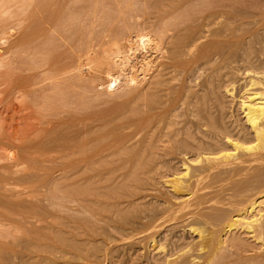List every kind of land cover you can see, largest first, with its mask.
Segmentation results:
<instances>
[{
    "label": "bare ground",
    "instance_id": "obj_1",
    "mask_svg": "<svg viewBox=\"0 0 264 264\" xmlns=\"http://www.w3.org/2000/svg\"><path fill=\"white\" fill-rule=\"evenodd\" d=\"M231 2L230 0H0V68L6 69L4 72L2 71L1 75L10 72L9 68L13 66L14 59L21 60L19 55L14 59L7 56L8 52L12 49L15 50L14 48H18V54L21 51L23 55L25 52L30 54L32 51L36 56L37 53L34 52L40 46L52 45L55 48L51 47V49L60 50L56 55H53L55 54L54 51L48 50V47L47 53L44 50H42L43 52L40 51L43 54L45 53V58L48 57L44 62L40 61L44 65L40 64V67L42 66L40 68L39 63L37 65L34 63L36 67H39V70L36 67L33 69L37 73L42 68L50 72V76H48L49 73H46L48 78L46 81L49 80L48 84L44 85L40 78L44 87L39 90V93H41V89L49 88L52 92L46 90L48 97L47 93L43 99L42 96L38 97L39 93L36 88H39L40 83L36 82L39 78L35 74V78L29 74L31 78L29 76V80L28 78L27 80L31 81V79L37 78L35 82L39 84L38 86L34 81L26 83L29 85L25 86V81L23 80V85L19 82L21 81L19 78V81L17 79L10 81L8 83L9 88L1 91L5 98L9 96L14 98L17 101L16 105L19 103L20 107L22 102L18 100H24L23 95L30 96V99L35 95V100L33 99L35 105L38 103L44 105L43 103L47 99L44 106L49 108V118L41 122V125L45 124L44 128L41 127L37 130L38 135L40 134L38 137L40 140L38 138L35 140L24 138L15 147L20 149L24 160L18 159L17 161L18 155L16 153V156L9 153L5 158L12 161V158L17 157L14 163L12 162V168L18 165L19 160L21 162L26 160L29 164L27 162L23 164L28 167V169L25 168L26 171L24 170L28 177L35 173L34 171H43L42 167H44L47 158L45 154L51 149L52 151L56 149L57 154L61 155L60 158L69 159L68 163H71L70 165L67 160L64 162L69 165L70 169L68 171L64 170L68 174L66 177L67 183L64 187L65 192L55 193L58 190L54 191L55 194L52 192L54 196L51 194L50 200L51 205L54 204L62 211L65 209L66 213L68 212L66 215L70 224L68 226L77 231L81 229V235L84 234L85 230L87 231L88 228L86 229V227H89L91 223L94 224L100 219L102 222L105 218L102 213L104 214L106 210L104 212L102 210L101 199L106 196L100 192L101 185L104 186L103 182L106 183L105 178L103 179V171H105L106 176L107 170L106 166L103 167V159L115 158L124 154L131 157L127 160L133 157H140L139 160L146 157V159L150 158L151 160L154 158V161L157 162L155 159L162 160L165 155L179 152L181 154L208 155L205 160L212 161L217 159L214 153L223 156V152L230 149L235 150L240 142L249 140L256 142L258 147V157H255V160L257 158L256 162L259 165H264V154L262 155L264 153V68L261 67H264V64L261 63L263 65L260 64L259 68L249 66L250 64L253 66L255 63L249 64L252 59L249 57L253 55L250 52V46H247L246 49L242 45L243 49L238 50V52L232 51V44H234L233 47L236 46V43L232 42L233 34L242 29L243 25L239 24L242 18L238 17L239 20L236 15H232L233 10L230 12L229 8L234 5L231 6ZM181 9L185 11L182 10V13L179 11ZM177 12L181 13L176 15ZM236 23L239 25L236 26ZM237 35L240 34L237 33ZM1 45H5V47L2 49ZM15 53L12 51L11 54ZM24 56L29 57L28 54ZM49 56L54 57L50 58ZM26 58L24 59L27 61ZM258 58L256 59L258 60ZM234 59L239 60L244 66L243 69L241 68L243 70L242 74L241 70L239 74L237 73L239 76L234 73L235 69L236 72L237 69H240L236 65L234 66ZM21 62L23 63L22 60ZM30 62L27 63L30 64ZM18 64L20 63L18 62ZM26 66L28 65L26 64ZM232 66L236 68L233 69ZM19 67L17 68L19 69ZM29 67L27 68L29 69ZM33 70L31 71L33 72ZM232 71L234 72L232 73ZM230 73L244 79L242 81L244 87L237 103L242 116V129H240V126H238L239 128L234 127L233 124L234 132L237 134L235 139L233 138L234 134L232 135L226 125L228 122L225 123L222 115L217 114L221 104V101L218 100V98H221L219 96L223 95L230 98L234 96V88L231 84L233 81L228 83L231 78ZM225 80H229L227 84L224 83ZM43 81L45 82V80ZM46 91H43V93ZM39 98L40 100L37 101ZM220 109H222V104ZM3 113L0 112V125L8 120ZM184 116L185 119L181 120ZM230 128L232 129V127ZM0 139L5 140L3 137H0ZM11 143H4L2 147L5 144L8 147L10 145V147L14 146ZM36 152L39 155L42 154L39 156L41 160L42 157L44 160L41 161L42 166L37 160H34L39 159ZM34 153L37 156L34 155L35 158L33 159ZM19 156L21 157V155ZM127 160H124V162L122 160L123 163L121 162L119 165L127 164ZM15 161L18 163H15ZM148 161L145 162L143 159L138 163L144 173L143 176L150 171H159V168L161 170V167H158V170L156 169L155 162ZM159 162L161 161H158L157 164ZM23 164L19 166L24 167ZM160 165L158 164V166ZM185 165L182 166L186 167ZM62 166L60 169H64L65 165L62 164ZM161 166L164 167L163 164ZM66 168L68 169V166ZM109 169L115 171L116 168L114 169L111 166ZM15 170H17V167ZM24 171L23 176H20L21 173L18 175L20 178L26 176H24L26 174ZM263 171H260L261 174L258 172V179L264 174ZM136 174L139 175V173L133 172L134 178L132 176V181L129 180L130 178L128 179V183H131L132 188L133 180L138 184L137 177L141 183L139 176H136ZM12 177L14 178L13 175H11ZM48 178L49 176H46L43 182L40 181L38 188L32 185L33 188L43 189L52 179ZM25 179H27V176ZM20 180H14V182L18 183ZM167 183L171 185L176 193L185 188L178 174H172ZM120 185L122 184L120 183ZM109 186L106 188H110ZM247 186L249 185L247 184ZM118 188L116 189L118 190L117 193L113 190L114 194L123 193L125 197V190L122 187ZM130 188L126 191L129 198H133L132 192H134V189L130 192ZM134 188H136V185H134ZM120 190L124 191L121 193ZM129 193L130 195L132 193V196ZM114 194L113 198H111L112 194L108 192L106 194L107 199L109 196V199L111 198L109 203L111 206L113 204L111 201L115 198ZM118 202L116 201V207ZM111 206L109 208H112ZM262 206L264 207V194L254 197L249 202L236 201L232 205L233 211H236L235 214L232 216L227 215V217L226 214L223 215L224 217L220 215L219 217L222 216L223 220L216 218L218 214L215 217L213 215L207 216L206 221L204 220L205 224L208 222L207 227L203 225L201 227L187 226L184 233L189 234L191 242L186 241L185 243V241H181L182 238L180 240L182 244L179 241L180 245L174 246L176 248L172 247L175 250L172 251V254L170 251L167 252L169 248L166 251V247L164 246L165 249L162 247V243H155L157 257L153 254V264H226L225 261L230 260L228 255L231 253L234 256V249H241L240 252L237 249L241 253L242 249L246 247V245L243 247V243L246 244L243 240L246 239H240L243 235L240 237L234 235L230 238V233L236 230L237 227L239 230H236V234L243 227L242 230H246L244 232L249 234H247L248 241L252 234L250 240L254 238L253 240L259 242L262 246L260 249H262L264 246L262 245L264 243L261 244V239L264 236V220L261 219L263 217L261 213L264 211V209H261ZM52 207L54 206L52 205ZM219 207L217 206L215 210ZM223 207L219 209L223 211ZM62 211L59 210L58 212L61 213ZM168 211H170L168 213H171V210ZM192 211L193 215H199L195 210ZM194 212L196 213L194 214ZM106 214L109 215L110 213ZM175 217L173 216V218ZM110 219L112 218L108 217V220ZM113 221L110 220L111 223H109L112 225ZM89 223L90 225H88ZM124 224L126 225L125 222ZM94 225L96 226V223ZM89 230L85 234L93 232ZM85 234L84 236H86ZM103 236L105 235L103 234ZM58 240L61 243L66 241L62 240L61 237ZM175 242L173 244H176ZM227 244H229V247L232 246L234 251L228 254L227 250H232V247L227 248V252L224 250V253H227L226 256L221 255L223 249H225L224 247H228ZM172 248L170 250H173ZM250 250H252V247ZM262 250L263 255L254 253L256 255L254 264H264V249ZM94 252L97 254L98 251L94 250ZM258 253H261V251ZM230 257L232 258V256ZM242 258L243 255L238 259L242 261ZM246 258L244 262L247 260ZM251 258H253V254ZM251 258L249 261L252 260ZM230 261L227 263L231 264ZM252 261L248 263L253 264Z\"/></svg>",
    "mask_w": 264,
    "mask_h": 264
},
{
    "label": "rangeland",
    "instance_id": "obj_2",
    "mask_svg": "<svg viewBox=\"0 0 264 264\" xmlns=\"http://www.w3.org/2000/svg\"><path fill=\"white\" fill-rule=\"evenodd\" d=\"M230 1H232L231 6L234 4L232 7L229 8L230 12L233 10L232 15L233 14L236 15L237 18L239 17L240 19L242 18V21L240 23L238 21V23L243 25L242 29L235 32L236 35H237V33L240 34V35H237V38H236V35L233 34L234 38L232 39V42L236 43V46L233 47L234 44H232V51L238 52V50L243 49V47L247 49V46H250V48L252 50V51L250 50V52L253 53V55H250V57H249V58H252L251 61L249 60L250 61L249 64L250 63L253 64L254 62L255 63L253 64V66L251 64L250 65L248 64V65L253 67V68H259V65L261 63L264 64V60H262V59H264V0H230ZM182 10H183V12L185 11L184 9H181L179 11L182 12ZM235 10L237 11V13ZM241 11H242V13H241ZM181 12H177L176 15H179ZM240 15H242L243 17ZM238 23H236L235 25L237 26ZM239 37H241V38H239ZM236 41H238V42L240 41L243 44L240 42L238 44V42H236ZM242 45H243V47H242ZM238 46L239 47L241 46V48H239ZM4 47H5V45L2 46V49ZM48 47H49V49H48ZM51 47H54V46H52V45L51 46L45 45L44 47L40 46L39 47L40 49L37 48V51L34 52V53H37V56H36V54L34 55L32 53V51L30 52V54H29V52H25L24 55L28 54V56H29V57L27 56L28 58H26V56H24L23 53H21L22 52L21 50H20L21 55L18 54L19 53L18 48H14L15 50L12 49L10 52L7 53V56L8 57L11 56L10 58L14 59V58H17L19 55L20 56L19 59H21L23 61V63L21 62V60H18V58L16 60L14 59L13 66L9 68L10 72H7V73L5 72L6 75H1L2 71L4 72L6 69L3 68L4 69L3 70L2 68H0V70H1V72H0V75H1V77H0V112H4L3 113L4 116H6V118L8 119L6 122H3L0 125V137L5 138V140L0 139L3 142L2 143L0 141V178L3 177L6 179V181H5V179L2 178L4 182L2 181V179H0V264H47V263L48 264H153L152 257L154 258L153 254H155V251H156V249H155L156 244L162 243L163 244L162 247L164 248V246H165L166 251L169 248V250L167 252L170 251L172 254V251L173 252L175 251L174 248H176L177 245H180V243L182 244L181 241H185V243H186V241L187 242L190 241L189 240V237H190L189 234H187V232L184 233V231H186L187 226L201 227V225H203V226L207 227L208 222L206 223L207 224L206 225L204 220L206 221V218H208L209 216L213 215L215 217L216 214H218V217L216 216V218H218V219L220 218L219 220H223L224 219L223 215L226 214V217H227V215L232 216L235 214L236 211H233L234 208H232V205L236 201L241 200V201H248L249 202L254 197H258L261 194H264V179H263L264 174H262L263 176L261 175L259 177V179L257 176V174H259V173L261 174L260 171L264 170V165H259V163L256 162L257 158L255 160V157L256 156L258 157V147L256 145V142H254V141L246 140V141L240 142L237 149L227 150V151L222 153L223 156H220L221 154H219V153H218V155H217V153H214V155L216 156L217 159L212 160V161H206L205 160V157L208 155L205 156V155H201V154L198 155V154H194V153L181 154L179 152L169 154V155H165V156H163V158H162V156L159 157L160 159L162 158V160L155 159L157 162L161 161L158 164L160 165L162 163L164 167L161 166L162 164L160 166H158L157 162L154 161V158H153V160H151L150 158L146 159V157H143L142 159L139 160L140 157H137L138 159L136 157H133L132 159L127 160L128 158H131V157H128V156L122 154V155H119L118 157H115V158L110 157V158L103 159L104 165L103 164L102 165L104 168L106 166V170H107L106 176L104 174L105 171H103V179L105 178L104 180L106 181V183L103 182L104 186L101 185L102 188L100 189V192H102V194H104V196H106V197H107L106 194L108 192V193L112 194L111 198H113V194H114L113 190H115V192L117 193L118 190H116V189L118 187H120V188L122 187V189H124L125 191L120 190L119 192L122 193V191H124V193L127 197L125 196L126 197L125 198L123 196V193L122 194L118 193L119 195H116V193H115L114 194L115 198H114V200L112 199V201H111L113 203L112 206L109 204L110 200H111V198L109 199V197H110L109 195H108L109 196L108 199L106 197L104 198L106 201L101 197L102 198L101 199V205L105 204V206H106V209H105V206L102 205L103 212L106 210L104 212L105 215L103 213H102V215H103V217L107 218V220H105V218H104L105 222H104V220H102V222H101V219H100L98 222H95L96 226L94 225L95 223L94 224L91 223V225L89 223L88 225H90V226L86 227V229L87 228L88 229H87V231L85 230L84 234L86 232H88L89 229H90L89 230L90 232L91 231H93V232H91L90 234H85L86 236H84V234L82 232L83 235H81V232H80V231H82L81 229H80V231L79 230L77 231V230H74L73 227L68 226V225H70L68 223V219L66 216L68 212L66 213L65 209H63L64 211H62L61 209H59V207H57L54 204H52L54 206V207H52L51 200H50L51 194H52V196H54L55 193H61L62 191L65 192L64 187L67 183L66 177L68 175L66 171L70 170L69 165L71 164V163H68L69 159L68 158L64 159L63 157H61L62 158L61 159L60 158L61 155L57 154L56 149L55 150L53 149V151H56V152H53L51 149L48 152H46L47 154L49 153L48 155L45 154L47 156V158L50 159L51 161L48 160L47 158L45 159L46 160L44 163L45 165H44V167H42L43 171H34L35 173L31 172L33 176L31 175L30 177H28V174L25 172L26 171L25 168L28 169V167H27V165L23 164L27 161L26 160L24 162L20 161L21 159L24 160L23 156L20 152V149L15 148L16 146H18V143H21V141L24 140V138H26V139L29 138L30 140H32V139L35 140L36 138L39 137L40 134L38 135L37 130H39V128H41V127L44 128V126H45V124L41 125V122H43L45 119L49 118V116H48V111H49L48 109L49 108L44 106L47 99L45 98L46 99L45 102L43 101L44 105H42L40 103L35 105V103L33 101V99L35 100V95H33L34 96L33 98L31 97L32 99L29 98L30 96L27 97V96L23 95L24 100H22V99L18 100L19 102H22V106L20 107V104L17 103V105L19 106L18 107L16 105L17 101L14 100V98L9 96V97H6L7 98L6 99L4 97V94L3 93L1 94V91L9 88L8 83H10V81L16 80V79H17V81H19V78L21 80V81H19L21 84L24 85V83H22V82H23V80L25 81V86L29 85L26 83H28V82L31 83L33 81L35 82L36 79L39 78L36 81L37 83L38 82L40 83L39 88H36V89H38L37 92L39 93L40 88L44 87V85L46 83L47 84L49 83V80L46 81L48 79L46 73H49L48 76H50V72L48 70L46 71L44 68H42V69H40V71H38L39 73H37V71H35L33 69H35L37 63H39V67H40V64H43V62L46 59H48V57L45 58L46 55H44V54L47 53V49L50 50ZM54 48L51 50L54 51V53H55L53 55H56V53L58 52L59 49L57 51H55L56 49H54ZM42 50H44V52L45 51L46 52L43 54L40 52ZM12 51H13V53H15V52L16 53L11 54ZM38 53H39V55H38ZM31 54H33V55H31ZM13 55H14V57H12ZM31 56H34V57H31ZM258 56L261 59H259ZM49 57L52 58L54 56H52V57L49 56ZM254 57H255V59H254ZM24 58H26L27 61ZM256 58H258V60ZM6 59H8V58L6 57ZM28 59H29V61H28ZM32 61H34V62H32ZM40 61H43V62L40 63ZM234 61H235V63H233L234 66L236 65V67L240 68V69L239 70L237 69V72H236V69H235L236 67L233 68V66H232V68L235 69V72L232 71V73L234 72L236 74L237 73L239 74L240 70H241V74H242V71H243L242 69L244 67L243 64L239 60L236 61L234 59ZM18 62L20 64H18ZM27 62H30V64ZM21 63H22V65H21ZM26 64L28 66H26ZM33 64H34V66H33ZM238 64L241 65L242 67L239 66ZM263 64H261V65H263ZM29 65H31L30 67H32V66L33 67L30 68ZM254 65H256V66H254ZM17 67H19V69ZM27 67H29L30 71L33 70V72L32 71L30 72ZM39 67H36V68L38 69ZM261 67L264 68L263 66H261ZM15 68H16V70H15ZM7 69H8V67H7ZM44 71H45V73H44ZM232 73H230V76L232 79L228 75L230 78V81L228 80L229 81L228 82L227 80H225L224 83L227 84V82L231 83L233 81L231 84L233 85V88H234V96H233V98L226 97L223 95L219 96L221 98L220 99L218 98V100L221 101L222 109H220L221 104L219 101L220 107L218 108L219 112L217 114L219 116H220V114L222 115V118H224L225 123H226V121L228 122V123H226V125L228 126V129H229V131H231L232 135L234 134L233 138L235 139V138H237V136H236L237 134H235V132H234V129H235L234 127L239 128L238 126H240L241 127L240 129H242V124H241L242 123V121H241L242 116H241V113L239 111L237 103L239 101L238 100L239 97L241 96L242 88L244 87L243 86L244 83L242 82L244 79L242 77H241L242 79H240V77H238L239 76L238 74H237L238 76H234V74L231 75ZM29 74H31L32 77L34 76V78L36 75L37 78L33 79V80L31 79V81H28L29 76L31 78V75H29ZM37 74H39V75H37ZM241 74H240V76H242ZM45 76H46V79H45ZM27 78H28V80H27ZM40 78H41L42 83H44V85L41 83ZM43 80H45V82ZM87 81H86V83L88 84ZM87 84H86V86H88ZM38 85L39 84H37V86ZM47 89H45V90L41 89V93L38 94L39 95L38 97L42 96L41 97L42 99L46 95L48 97V92L49 91L52 92V91L49 88H47ZM86 89H87V87H86ZM43 91H46V92L43 93ZM25 95H28V94H25ZM24 97L26 98V100ZM36 98H37V93H36ZM42 99H41V101H42ZM39 100H40V98L37 101H39ZM32 103H34V104H32ZM138 103H140V102H138ZM37 106H39V107H37ZM46 108H47V112H46ZM224 115H226V116H224ZM182 118H181V120H184L185 116ZM186 119H187V116H186ZM238 120L240 123L238 122ZM233 124H234V127H233ZM229 126L232 127V129ZM9 136H11V137H9ZM6 137H8V138H6ZM41 137H42V135H41ZM9 138H12V139L10 140ZM8 139H9V141H8ZM10 142H12L11 144H14V146L10 147L11 146L10 145L8 147V145L5 144V146L2 147V145L4 143L8 144ZM15 144H17V145H15ZM50 145H49V147H50ZM51 147H53V146L51 145ZM135 149H136V147H135ZM18 152H20V153L18 154ZM9 153H12L11 155H13V156L16 153L18 155V158L14 157L11 159L12 161L6 159L5 157ZM36 153H34L33 156L31 155L33 157V159L35 158L34 155H36ZM263 154L264 153H262V155ZM19 155H21L22 158ZM37 155H38V158L40 159V161H39V159H34V160L35 161L37 160L41 164V161H44V160H43V157L41 160V157H39V156H41L42 154L39 155L37 153ZM259 155H260V152H259ZM58 157H59V159H58ZM16 158H17V161H18V159H20L19 163L15 161V163H18V165L16 167H17V170H19V171L15 170L16 169L15 164H14L15 168H12L13 167L12 162L14 163V160ZM143 159L145 160V162H147L148 159H149L148 162H151V161L155 162L156 169L158 170V167H161V170L159 168V171H154V172L150 171V172H148L150 174L145 173V176H143L144 173L141 170V168L138 166L139 161H141ZM260 159H263V158H260ZM66 160H67V163L69 165H66L64 163V162H66ZM122 160H123V162H124V160H127L128 163L125 162L127 164L119 165V164H121ZM52 161H54V162L52 163ZM107 161H108V163H107ZM263 161H264V159H263ZM20 162H21V164H20ZM48 162H49V164H47ZM76 162H78V161H76ZM110 162H111V164H109ZM117 162H119V163H117ZM182 163L186 164L185 165L186 167L182 166L183 165ZM22 164L24 165V167H21ZM62 164L65 165L64 169L62 168L63 171H62V169H60ZM19 165H21V166H19ZM55 165H56V167H55ZM40 166H42V164ZM67 166H68V169L66 168ZM111 166H113L114 169L116 168L115 171L114 170L110 171V170H112V169H109V168H111ZM234 167H236V168L233 169ZM207 168H209V169H207ZM20 169H21V171H22V169H23V171L25 170L24 173H26V174H24V176L26 175L27 179H25L26 176L24 178L22 177L23 179L20 178V176H23V171L21 172ZM40 170H41V168H40ZM64 170H66V171H64ZM133 172L139 173V175L136 174V176L137 175L139 176L141 183H140L138 177H137V179L135 177L136 181L138 180L137 181L138 184L136 182H134V180H133V182H132L133 188H132L131 183H128V182H129V180L132 181L131 179L133 176L132 175ZM31 173H29V174H31ZM262 173H264V171ZM19 174H20V176H18ZM34 174L36 175V177ZM172 174H178L180 179H181V183L185 187L184 190H182L179 193L174 192L173 189L171 188V185L169 183H167V180H169V178ZM11 175L14 176V178L13 177L12 178L15 181H19L21 179L20 182H18V183L16 182L17 183L16 184L14 182V180L12 181ZM121 175H123L124 178ZM7 176H8L9 180L7 179ZM9 176H10V178H9ZM37 176H39V177H37ZM44 176H45V178H46V176L47 177L49 176L48 179H50V178H52V179L49 180L50 182L48 183V185L43 187V189L42 188L37 189L38 188L37 186H39V184L41 183L40 181L43 182V180L45 179ZM18 177H19V180H18ZM31 177H32V179H30ZM106 177H107V179H106ZM261 177H262V179H261ZM133 178H134V176H133ZM24 179H25V181H24ZM126 180H128V181H126ZM19 183H21V184H19ZM25 183H27V184H25ZM120 183L122 185H120ZM126 183H128V185H126ZM106 184H107V186H106ZM117 184H118V186H117ZM123 184H125L128 187L125 189L126 186ZM247 184L249 186H247ZM32 185H34L37 188L36 189L33 188L34 186H32ZM130 185H131V188H130ZM134 185H136V188H134ZM108 186L110 188H106ZM142 186H143V188H142ZM239 186L241 188H238ZM114 187H115V189H114ZM128 188H130L129 189L130 192L132 189H134L133 190L134 192H132L133 196H132V193H131V195L129 193V195L132 196L133 198H131V197L129 198L128 192L126 191V190H128ZM59 189H61L60 192H58ZM56 190H58V191H56ZM54 191H56V192L54 193ZM116 196L117 197L120 196L123 199L122 198L119 199L120 197L117 198ZM116 198L119 200H117ZM124 198L128 199V200H126L127 202L125 201ZM115 199H116V201H119L117 204V207H116ZM106 202H107V204H106ZM1 204H2V206H1ZM108 204L113 209L109 208L110 206ZM216 204H219V205L221 204L220 207L224 206L222 208L223 211L221 209H219L220 208L219 205H217L219 208H217V210H215L217 207ZM214 206H216V207L214 208ZM55 208H56V210H55ZM175 208L179 209V210L177 211ZM100 209H101V206H100ZM172 209H173V211H172ZM218 209H219V212H221L222 214L218 212ZM261 209H264V207L262 206ZM59 210L62 212L61 213L58 212ZM168 210H171V213H168V212H170ZM191 210H195L199 215H193V211L191 212ZM200 210H202V212H200ZM166 211H167V213H166ZM57 212L59 214H62V215H59ZM184 212H185V215H184ZM196 212H194V214ZM232 212H234V213H232ZM106 213H110V214L108 215ZM174 213H175L176 217H175ZM263 213H264V211L261 213L264 217ZM208 214H210V215H208ZM125 215H127V216H125ZM205 215H206V217H205ZM220 215L223 216V217L221 216L222 219H221V217H219ZM173 216L175 218H173ZM194 216H199V217H197L198 218L197 219ZM201 216H202V218L204 217L203 220H201L202 219V218H200ZM108 217L112 218V219H110L111 221H113V219H114L112 225L110 224L111 222H110V220H108ZM263 217L261 219L264 220ZM123 218H124V220H122ZM124 222L126 223V225L124 224ZM62 225H63V227H62ZM102 226H103V228H102ZM242 228L240 229L239 232L237 231V234H238L237 235L236 230H239V228L237 227L236 230H233L234 232L232 231L230 233L231 237H230V235H229V237L232 238V236H234V235L237 237L238 236L240 237L243 235L240 239H246L247 240V241L243 240L244 242H246V244L243 243L244 244L243 247H245V245H246V247H245L246 250L244 248V249H242L241 253H239L241 249L235 247V248L239 249V252H238V250L234 249L232 246H231L232 250H230V249L227 250V248H231L228 246L229 244H227L228 247H224L225 249H223V252L222 253L220 252V253H221V255L224 254V256H226L227 253H224V250L225 251L227 250L228 254H229V252H231V251L233 252L235 250L238 252V255L236 254L237 252H235V251L233 252L234 256L231 255V253H230L228 255L229 257L228 256L227 257L231 261L227 260V262L230 261L231 264H239V263L240 264H244V263L247 264L248 262H251L254 259V261H252L254 264L255 258H256V255L254 253H256L257 255L258 254L263 255L262 249H264V246L262 249H260L262 246H260L259 242L258 243L255 242L253 240L254 238L252 240H250L252 234L249 237L250 239L248 241V235L249 234L247 232H244L246 230L243 231ZM97 229L98 230L100 229V230L98 231ZM96 231H97V233H96ZM181 232L183 235L181 234ZM243 233L246 235L248 234L247 237ZM77 234H79V235H77ZM103 234L105 236H103ZM59 236L62 238V240H66V241H64L65 244L63 243V241L61 243V241L58 240V238L60 239ZM91 236H93V237H91ZM263 237L261 239V244L264 243ZM182 238H183V240H181ZM186 238H187V240H186ZM190 239L192 240V238H190ZM179 241H180V243H179ZM173 242H175L176 244H173ZM249 245L250 246L253 245V246H251L252 250H250L251 247ZM262 245H264V244H262ZM174 246H176V247H174ZM152 247H154V248H152ZM172 247H174V248H172ZM255 247H257V248H255ZM170 248H172L173 250H170ZM93 249L95 251H98L97 252L98 255L94 252ZM97 249H99V250H97ZM257 249H258V252L261 251V253H258ZM248 250H250V251L248 252ZM243 251L244 252L246 251V252L244 253ZM242 252H243V254H242ZM241 254L243 255L242 261H241V259H238L242 256ZM252 254H253V258H251ZM230 256H232V258ZM155 257H157L156 254H155ZM249 257L252 259L251 261H249V259H250ZM245 258L247 260L244 262ZM73 260H74V262H73ZM234 260H236L237 262ZM227 262L225 261L226 264H228Z\"/></svg>",
    "mask_w": 264,
    "mask_h": 264
}]
</instances>
